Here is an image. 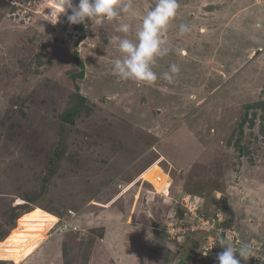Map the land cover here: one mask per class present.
Instances as JSON below:
<instances>
[{
	"label": "rangeland",
	"instance_id": "rangeland-1",
	"mask_svg": "<svg viewBox=\"0 0 264 264\" xmlns=\"http://www.w3.org/2000/svg\"><path fill=\"white\" fill-rule=\"evenodd\" d=\"M158 2L119 0L82 29L53 23L57 0H0V260L211 264L242 242L264 259V0H177L148 61L156 79L138 80L120 45H139ZM186 200L221 216L227 241L170 236ZM128 227L140 245L123 237L118 256L114 230Z\"/></svg>",
	"mask_w": 264,
	"mask_h": 264
},
{
	"label": "clouds",
	"instance_id": "clouds-1",
	"mask_svg": "<svg viewBox=\"0 0 264 264\" xmlns=\"http://www.w3.org/2000/svg\"><path fill=\"white\" fill-rule=\"evenodd\" d=\"M119 0H79L75 4L73 0H57L59 5L58 15L53 23H56L63 13L69 24L82 23L85 18H94L106 16L112 19L117 16L116 6ZM53 9V8H52ZM71 13L68 14V10ZM178 3L177 0H159L155 8L150 10L144 19L143 31L139 33L140 43L134 46L128 40L121 42V50L129 54V59L125 60L123 65H119L122 72L134 76L138 80L154 81L156 76L153 72L148 70V61L157 54L160 45L159 32L160 30L177 14ZM127 11V8H125ZM56 9H53L51 14H55ZM127 31V26L122 28ZM181 31H188L186 25H181ZM174 71L177 69L174 67ZM152 238L151 230L148 231V239ZM223 244L224 241L221 240ZM239 252V256L247 261L253 256V248L249 243L242 242L239 247L229 245L224 251L217 254L218 264H241L240 259L235 255Z\"/></svg>",
	"mask_w": 264,
	"mask_h": 264
},
{
	"label": "built area",
	"instance_id": "built-area-1",
	"mask_svg": "<svg viewBox=\"0 0 264 264\" xmlns=\"http://www.w3.org/2000/svg\"><path fill=\"white\" fill-rule=\"evenodd\" d=\"M186 208L187 213L182 217L184 220H179L178 222H170L168 226V232L170 236L177 237L186 235H191L195 232H203L206 234V237L209 238V241H213L215 236L221 235L224 232H230L229 229L223 226L222 222L224 219L221 216H217L216 218H212L211 216L206 215L201 210V206L199 202L194 203L193 201L186 200ZM194 220L193 222H188L189 220ZM67 225L59 227L60 229H64ZM228 234V233H227ZM227 234H223L226 235ZM239 235H236L237 238ZM47 239V238H46ZM41 242L45 241L44 239H40ZM207 247L208 249H213V245Z\"/></svg>",
	"mask_w": 264,
	"mask_h": 264
},
{
	"label": "trees",
	"instance_id": "trees-1",
	"mask_svg": "<svg viewBox=\"0 0 264 264\" xmlns=\"http://www.w3.org/2000/svg\"><path fill=\"white\" fill-rule=\"evenodd\" d=\"M80 28H84V25H83V23H81L80 24ZM84 38H85V33H83L80 37H79V39H78V41H77V44H79L80 42H82L83 40H84ZM74 58L76 59V62L82 67V69L83 70H81V72H80V74L78 75V77H84V63H83V61H82V59L80 58V54H79V50L78 49H76L75 51H74ZM79 87V86H78ZM78 98L81 100V102H80V107H78V108H70V109H68V111H67V113H65L62 117H63V119L64 120H66V121H72L73 119H74V117H76V115L79 113V111H80V108H82V107H84L85 105H86V101H87V97L85 96V95H83L81 92H79V94H78ZM160 157V156H159ZM158 157V158H159ZM19 203H22L21 201L19 202ZM21 205V207H19V208H17V211L13 214V219H14V222H15V220H16V216H18L20 213H23V215L25 214V211H27L28 210V208L27 209H25L27 206H29V204H20ZM22 205H23V208L24 209H22ZM201 210H202V212H204L205 213V211H204V209H202L201 208ZM208 214V213H207ZM22 216V215H21ZM20 216V217H21ZM212 218H216L215 216H212ZM191 221H194V220H191ZM188 222H190V221H188ZM8 223V222H7ZM16 224V223H15ZM222 224L224 225V226H226L225 224H224V221L222 222ZM3 234L2 235H5L6 233L5 232H2ZM197 233L198 232H195V233H193V234H191V235H188L187 237L189 238V237H194V235H197ZM199 233H203V232H199ZM227 233H229V232H224V233H222L221 235H217L216 236V239H214V243L213 244H217V242H219V241H221V240H224V241H227V236L226 235H223V234H227ZM203 234H205V233H203ZM1 235V236H2ZM1 236H0V238H1ZM226 236V237H225ZM183 237H184V239H185V237H186V235H183ZM237 241V240H236ZM231 245H234V244H232L231 243ZM214 255H215V253H214ZM7 261V260H6ZM5 260H0V264H8L7 262H6ZM182 262H181V264H184L185 262H184V260H181ZM15 262H17V261H15ZM11 263V262H10Z\"/></svg>",
	"mask_w": 264,
	"mask_h": 264
},
{
	"label": "bare ground",
	"instance_id": "bare-ground-1",
	"mask_svg": "<svg viewBox=\"0 0 264 264\" xmlns=\"http://www.w3.org/2000/svg\"><path fill=\"white\" fill-rule=\"evenodd\" d=\"M76 217L77 216H74V217H72V219H70V220L67 219L66 220V223H68V225L70 226V228H75V225H74L75 223L74 222L76 220ZM60 221H58L59 225L60 224L63 225L64 224V221L63 222H60ZM190 222H193V221H190ZM66 230L67 229H57V235H60L62 232H65ZM132 233L135 234V231L133 230L132 227L131 228L128 227V228H126V230H124V229H118V228L114 230V236L112 238L119 241V244H117V249H116L118 256L120 255V252H121V250H119V246H121V244H123L124 246L127 245L126 242H124L123 239H121V238H123V237H131V239L133 241V244H139L140 243V241L138 239V235L131 236ZM175 239H180L182 241V240H184V237H183V235L182 236H177ZM239 239L240 238H238L237 240H239ZM113 244L114 243H111V247L110 248H107L111 252H113L112 249H111ZM251 246H253V245H251Z\"/></svg>",
	"mask_w": 264,
	"mask_h": 264
},
{
	"label": "crops",
	"instance_id": "crops-1",
	"mask_svg": "<svg viewBox=\"0 0 264 264\" xmlns=\"http://www.w3.org/2000/svg\"><path fill=\"white\" fill-rule=\"evenodd\" d=\"M134 181H136V178L133 180V181H131V183L130 184H132ZM129 184V185H130ZM127 192V191H126ZM24 229H27V228H24ZM28 231H30L29 229H28ZM54 236H61V238H62V235L60 234V235H53L52 237H50V238H48L47 240H45V241H43V242H40V245H42V244H44V243H46L47 241H49L51 238H53ZM254 239V238H253ZM250 241V240H249ZM253 241V240H252ZM251 241V242H252ZM226 243H224V245H222V247L224 246V248H226L227 246H229V245H231V244H227L226 246ZM235 247V246H234ZM223 251V249L221 250V251H219V252H222ZM218 251H216V254H215V256H213V259H212V261H211V264H218V262H217V254L219 253ZM32 255V254H31ZM235 255H236V257L238 258V259H240V261H241V264H264V259L263 258H261L260 257V255L258 256V254H256L255 252H253V256L252 257H250L247 261H244L243 260V258H241L240 256H239V252L237 251L236 253H235ZM28 257H26V258H23L21 261H24L25 259H27ZM18 264V263H17Z\"/></svg>",
	"mask_w": 264,
	"mask_h": 264
}]
</instances>
